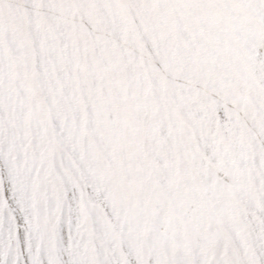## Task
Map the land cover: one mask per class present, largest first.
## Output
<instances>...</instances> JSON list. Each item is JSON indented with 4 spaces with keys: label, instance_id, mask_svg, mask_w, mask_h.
<instances>
[{
    "label": "snow or ice",
    "instance_id": "6c2138e0",
    "mask_svg": "<svg viewBox=\"0 0 264 264\" xmlns=\"http://www.w3.org/2000/svg\"><path fill=\"white\" fill-rule=\"evenodd\" d=\"M0 264H264V0H0Z\"/></svg>",
    "mask_w": 264,
    "mask_h": 264
}]
</instances>
